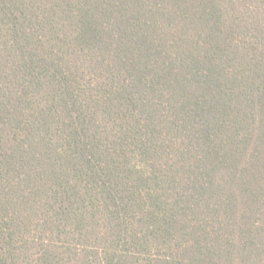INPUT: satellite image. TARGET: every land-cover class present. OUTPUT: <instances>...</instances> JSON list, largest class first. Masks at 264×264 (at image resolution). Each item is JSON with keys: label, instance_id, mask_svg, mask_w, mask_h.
Instances as JSON below:
<instances>
[{"label": "trees", "instance_id": "obj_1", "mask_svg": "<svg viewBox=\"0 0 264 264\" xmlns=\"http://www.w3.org/2000/svg\"><path fill=\"white\" fill-rule=\"evenodd\" d=\"M0 264H264V0H0Z\"/></svg>", "mask_w": 264, "mask_h": 264}]
</instances>
